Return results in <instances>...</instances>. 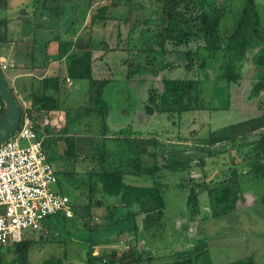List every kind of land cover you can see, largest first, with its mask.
I'll use <instances>...</instances> for the list:
<instances>
[{
	"label": "trees",
	"instance_id": "trees-1",
	"mask_svg": "<svg viewBox=\"0 0 264 264\" xmlns=\"http://www.w3.org/2000/svg\"><path fill=\"white\" fill-rule=\"evenodd\" d=\"M29 1H33L34 5L31 13L25 17L12 18L7 14H0V52L2 48L8 49L13 44L12 59L16 67L10 72L18 71L31 76L25 93L30 106L25 108L17 101L21 116L31 118L34 125H37L48 116V113L64 111L66 126L63 134L57 137L51 136L44 141L47 161L49 162L51 155L53 161L60 166L59 170H63L64 173H66L65 166L74 168L78 162L87 160L91 165L87 173H84L86 180L80 182L78 180L79 184L85 186L86 191L83 196L86 197V204L81 202L79 196L75 202H71L72 218H65L59 214L46 219L42 229L37 232L40 234L39 240L41 243H53L57 240L54 237L56 233L59 238L63 237L61 243L72 242V236L78 237L79 243L86 246L83 264H150L149 260L144 259V254H140L139 249L134 247L127 251L112 250L99 255H94L93 249L110 242L108 237L98 236L105 230V233H113L116 236L136 233L138 229L136 218L139 216L145 232L160 229L165 202L164 186L159 181L158 173L162 169L184 171L188 169V164L181 160H173L160 165L155 159L159 155L164 157V154L153 152L155 163L145 166L143 163L147 160L144 159L143 148L146 147L145 149L148 150V147H151L149 149L152 152L155 140L151 142L150 139L142 138L130 128L117 132L108 131L106 126L108 110L103 105L102 92L109 80L94 78L93 51L99 52L103 49L104 54L99 59L110 52H119L121 57L127 55L128 60L126 57L123 63L127 64L124 75L128 81L136 75L157 74L163 69H172L171 63L160 62L157 67L156 52L153 49L155 46L163 53H166V45L171 46L172 52H176L177 57L181 56L186 60L184 67L188 71L196 65L194 59L200 62L198 69H204L207 61L221 55L226 62L221 66L220 79L229 83H235L240 79L239 70L242 62L249 53H253L251 63L260 71L252 88V95L256 96L264 93V24L259 15L258 5L255 0H243V6L234 19L232 29L224 35L221 31V22L226 15L228 0H223L221 3L219 0H155L159 6L151 11L148 17L145 16L144 11L137 13L141 6L133 0H110L107 5H99L96 0ZM5 2L6 0H0L1 10L6 6ZM80 10L89 14L90 30L100 26L104 38L110 33L112 48L99 47L104 43L97 44L91 37L87 49L79 51L74 49L79 24L77 16ZM18 19L22 21L21 28L15 34H10L8 25ZM109 23L115 24L114 36L113 32L108 30ZM123 26L127 28L125 40L120 32ZM140 28L141 30L137 32ZM150 28L155 31L154 38L147 39L137 46L133 39L135 32L141 39ZM123 42L126 44H121ZM192 43L198 44L194 52L189 50L183 53L180 50ZM132 51L136 53L134 59H132ZM203 53L205 56L201 57ZM140 55H145L144 64L140 60ZM56 61L64 65L63 68L55 70L54 74H48L50 66ZM150 70L152 71L148 72ZM66 79L88 81V87L77 108H68L65 104L66 95L70 90L66 86ZM161 83L162 90L148 91V98L143 105L147 115H181L204 108L201 99L202 88L197 80L163 79ZM9 89L17 100L13 89ZM261 110L264 116V106ZM71 113H75V119H84L91 115H98L100 118L101 135L97 136L98 139L95 138L94 151L90 157L78 155L75 138L67 133ZM47 131L51 134L50 127ZM252 131L258 135L252 140L247 139L246 133L232 136L226 132L221 135H210L203 140V147H207L210 157L218 154L214 149L220 145L231 144L237 152L243 149L245 152L241 163L232 166L228 178L213 183V186H207L205 180L202 183L194 181V185L189 186L186 200L188 221H194L197 214L198 190L206 191L212 217H220L233 212L240 199L243 201L241 180L244 177L253 176L264 180V125ZM244 139L247 142H242ZM57 142H63L65 145L61 153L57 152ZM201 163L204 164V161ZM54 172L57 175L55 169ZM124 174L149 175L154 179V183L150 187L126 185L123 182ZM263 200L261 199V202ZM92 209L106 210V215L101 218L102 225L89 223ZM69 221L78 224L75 233L71 234L69 231L67 225ZM29 234L18 243L0 247V264H29L30 250L37 244L32 238L27 237ZM137 240L139 241L136 237ZM204 245L202 242L191 251L175 253L170 264H194L206 253ZM36 264L72 263L65 261V255L62 257L51 255ZM230 264H254V260L246 258Z\"/></svg>",
	"mask_w": 264,
	"mask_h": 264
},
{
	"label": "rangeland",
	"instance_id": "rangeland-1",
	"mask_svg": "<svg viewBox=\"0 0 264 264\" xmlns=\"http://www.w3.org/2000/svg\"><path fill=\"white\" fill-rule=\"evenodd\" d=\"M133 1L141 6L138 8L137 13L144 11L147 17L151 15V11L159 6L155 0ZM96 2L99 5H107L110 0H96ZM221 2L223 0H219V3ZM255 2L258 5L259 15L264 24V0H255ZM226 4V15L221 22V31L224 35L232 29L234 19L243 6V0H228ZM77 18L79 24L77 25L74 47L76 51L87 49L91 37L97 44L104 43L99 47L109 46V48H112V41L109 40L110 33L104 38L103 29L100 26L90 30V18L87 12L80 10ZM108 28L114 36V32H116L115 24L109 23ZM126 29L124 26L120 29L124 40L127 34ZM139 30L141 28L137 32ZM152 30L150 28L141 39L135 32L133 35L135 44L140 46L147 39L154 38L155 31ZM105 43H107L106 46ZM197 46V43H192L180 50L183 53L189 50L194 52ZM165 48L166 53L159 50L157 46L153 48L156 52L155 64L159 67L160 62L171 63L173 65L172 69H163L157 74L136 75L133 78L131 77L129 81L124 75L127 64L123 63L127 55L121 57L119 52H110L99 59L104 54L103 49L99 52L93 51V58H95L93 64L94 78L96 80H109L102 92L103 105L108 110V116L106 117L108 131L117 132L124 128H130L140 134L142 138L150 139L151 142L155 140L152 152L149 149L151 147H148V150L145 149L146 147L143 148V156L147 160L146 163H143L145 166H150L152 162L155 163L153 152L164 154V157L159 155L155 159L160 165L173 160H181L188 164V169L184 171L162 169L158 173L159 181L164 186L163 199L165 202L164 217L160 229L145 232L142 229V219L139 216L136 218L138 227L136 233H126L120 236L113 233L109 234V232L105 233L106 230L104 233H99L98 236L108 237L110 242L107 241L108 243L96 246L93 253L99 255L109 253L112 250L122 252L133 247L140 251L142 247L144 259L149 260L150 264H170L175 253L191 251L204 242V248L207 251L194 264H230L246 258H253L254 264H264V200L261 202V199H264V180L253 176L244 177L241 180L243 201L240 199L235 210L226 215L212 217L206 191L198 190L197 214L194 221H188L186 208L189 186H193L195 182L202 183L203 180H205L207 186H213V183L228 178L232 166L241 163L245 152L244 149L237 152L231 147V144L222 145L223 147L220 145L214 149L218 154L210 157L208 155L209 151L206 150L207 147H203V140L210 135H221L224 132L232 136L246 133L247 139L252 140L258 136L252 130L264 125L263 110H261L264 106V93H261L259 98L248 99L260 73L251 63L253 53H249L242 62L239 70L241 79L233 84L220 79L221 66L226 62L221 55L207 61L204 69H198L200 62L194 59L196 65L188 71L184 67L186 60L181 56L177 57L176 52H172L173 48L171 46L166 45ZM135 51H132V59L136 56ZM140 56V60L144 64L145 55ZM204 56V53L201 54V57ZM51 66L53 67L51 70H56L58 63ZM12 73H4L9 88H13L10 81ZM163 79L197 80L202 88L201 99L204 108L185 112L181 115H147L144 112L143 105L148 98V91L149 89L162 90L161 82ZM71 84L72 87L69 88L67 94L69 100L65 104L68 108H77L80 106L88 87V81L72 80ZM259 99L262 100V105L259 103ZM17 101L21 103L19 98ZM258 104H260V107ZM70 115L69 120L71 118V121L67 127V133L74 136L75 146L78 142L76 152L81 157H90L94 151L93 142L97 136L101 135L100 118L98 115V117L91 115L84 119H75V113ZM64 128L65 126L62 124L59 127H50V132L53 137H57L63 134ZM242 142L247 141L244 139ZM235 144L237 146V143ZM20 145L23 147L27 143L21 141ZM56 146L58 153L65 149L63 142H57ZM201 149H205V151H200ZM86 154H90V156ZM201 161H204V164ZM49 163L57 171L58 183L54 189L68 196L71 202H75L80 196L81 202L86 204V197L83 196L86 189L79 182L83 179L86 180L84 173H87L89 167H91L90 163L85 160L78 162L74 168L65 166L66 173L59 170L60 166L53 161L51 155H49ZM123 182L126 185L135 187H150L153 185L154 179L149 175L124 174ZM105 215V209H92L89 223L91 225L95 223L102 225L101 218ZM67 225L71 234L75 233V227L78 224L69 221ZM27 237L32 238L37 243L30 250L29 264L41 263L51 255L56 257L65 255V261L72 264L84 263L86 246L79 243L78 237L72 236L73 241L68 243H61L63 237L59 238L57 233L54 234L57 240L53 243H41L39 240L40 234L37 233L29 234ZM136 237L139 241H136Z\"/></svg>",
	"mask_w": 264,
	"mask_h": 264
},
{
	"label": "built area",
	"instance_id": "built-area-1",
	"mask_svg": "<svg viewBox=\"0 0 264 264\" xmlns=\"http://www.w3.org/2000/svg\"><path fill=\"white\" fill-rule=\"evenodd\" d=\"M15 67L13 59L0 57L3 76ZM66 84L71 81L66 79ZM2 110L0 100V115ZM50 126L47 118L34 125L21 116L15 133L0 144V247L39 232L49 217L73 216L70 199L54 189L57 177L44 149V141L52 136ZM21 141L27 145L22 147Z\"/></svg>",
	"mask_w": 264,
	"mask_h": 264
},
{
	"label": "crops",
	"instance_id": "crops-1",
	"mask_svg": "<svg viewBox=\"0 0 264 264\" xmlns=\"http://www.w3.org/2000/svg\"><path fill=\"white\" fill-rule=\"evenodd\" d=\"M5 7L3 10L0 9V14L1 15H8L10 17H14V16H19V17H25L27 16L29 13H31V10L33 8V1H29V0H6L5 2ZM22 25V21H13L8 25V32L10 34H15V32L17 30H19V28H21ZM12 51H13V44L8 48H2V51L0 52V57H4V58H13L12 56ZM54 63H58V67L59 68H63V65L59 62H53L52 65ZM50 70L48 71V74L55 73V70H51L53 69L52 66H50ZM56 69V70H57ZM30 75H25L22 74V72H18V71H14L12 73V76L10 77V81H11V85H12V89L13 92L16 89V93L15 95L18 96V98L20 99L21 103L24 105L25 108H28L30 106V103L27 101V99L25 98V93L26 90L29 87V83H30ZM67 88H71L72 84L70 86H68L66 84ZM69 98L66 95V101H68ZM50 123L51 126L50 127H59V125H63L66 126V115L64 111H53L48 113V116L46 117ZM78 145V142H77ZM76 145V146H77ZM87 156H90V154H86ZM92 155V154H91Z\"/></svg>",
	"mask_w": 264,
	"mask_h": 264
},
{
	"label": "water",
	"instance_id": "water-1",
	"mask_svg": "<svg viewBox=\"0 0 264 264\" xmlns=\"http://www.w3.org/2000/svg\"><path fill=\"white\" fill-rule=\"evenodd\" d=\"M0 99L3 110L0 115V144L8 140L18 129L21 120V109L12 91L6 84L0 70ZM140 248V254L142 253Z\"/></svg>",
	"mask_w": 264,
	"mask_h": 264
},
{
	"label": "flooded vegetation",
	"instance_id": "flooded-vegetation-1",
	"mask_svg": "<svg viewBox=\"0 0 264 264\" xmlns=\"http://www.w3.org/2000/svg\"><path fill=\"white\" fill-rule=\"evenodd\" d=\"M254 51L256 52V50H254ZM257 70H258V69H257ZM258 71H259V70H258ZM240 79H241V75H240ZM232 83H233V84H235V83H237V82H235V83H234V82H232ZM260 94H261V93H260ZM260 94H259V95H260ZM259 95H256V96H255V95H252V90H251V94H250V96H249V98H248V99L259 98ZM259 103L261 104V103H262V100H260V99H259ZM260 104H258V105H259V107H260Z\"/></svg>",
	"mask_w": 264,
	"mask_h": 264
}]
</instances>
